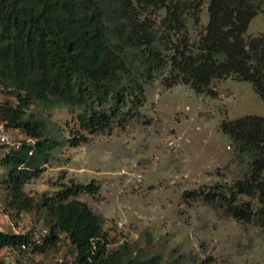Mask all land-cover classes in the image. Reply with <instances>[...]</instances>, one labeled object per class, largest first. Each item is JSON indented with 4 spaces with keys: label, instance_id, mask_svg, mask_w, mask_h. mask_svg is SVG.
Masks as SVG:
<instances>
[{
    "label": "trees",
    "instance_id": "1",
    "mask_svg": "<svg viewBox=\"0 0 264 264\" xmlns=\"http://www.w3.org/2000/svg\"><path fill=\"white\" fill-rule=\"evenodd\" d=\"M204 3L0 0V86L9 98L0 104V116L34 140L0 160V184L10 190L11 207L30 209L23 186L37 177L54 147L41 122L25 118L31 105L65 106L78 128L93 135L113 125L123 128L136 117L157 75H166V87L181 84L203 95L214 94V81L248 82L264 102V31L246 35L251 20L264 17V0H208V23L191 40L188 23L197 30ZM222 131L233 143L239 174L183 198L205 201L237 223L264 231V118L223 122ZM85 140L81 135L68 141L77 147ZM96 192L93 184L70 183L42 198L37 205L49 220V235L33 252L65 237L75 264H153L155 259L130 258L124 247L107 251L101 217L76 199ZM27 240L0 231V250L18 251Z\"/></svg>",
    "mask_w": 264,
    "mask_h": 264
},
{
    "label": "rangeland",
    "instance_id": "2",
    "mask_svg": "<svg viewBox=\"0 0 264 264\" xmlns=\"http://www.w3.org/2000/svg\"><path fill=\"white\" fill-rule=\"evenodd\" d=\"M207 1L197 30L188 23L191 40L208 23ZM263 31L260 13L246 35ZM165 76L157 75L145 88L136 117L106 133L81 131L65 106L36 104L26 109L25 118L41 122L54 147L37 177L23 186L29 210L11 207L10 190L0 184V231H10L6 217H31L38 227L49 228L38 202L70 183L93 184L95 194L81 193L76 199L101 217L110 242L107 251L124 247L130 258L155 259L153 264H264L263 230L237 223L205 201L183 198L239 174L222 123L245 116L264 118V102L248 82L214 81V94L203 95L181 84L166 87ZM8 100L0 92V104ZM81 135L86 140L70 146L68 140ZM72 250L65 237L43 252L4 248L0 264H55L58 256H71Z\"/></svg>",
    "mask_w": 264,
    "mask_h": 264
},
{
    "label": "built area",
    "instance_id": "3",
    "mask_svg": "<svg viewBox=\"0 0 264 264\" xmlns=\"http://www.w3.org/2000/svg\"><path fill=\"white\" fill-rule=\"evenodd\" d=\"M2 90L3 88L0 86V92ZM23 143L33 145L34 140L21 131L10 128L8 122L0 116V160L13 151H19ZM6 221L13 235L28 238L26 242L20 244L19 252L32 253L36 247L44 243L49 235L48 229L38 227L36 220L31 217H20L14 220L6 217ZM74 261L75 256H58L55 259V264H75Z\"/></svg>",
    "mask_w": 264,
    "mask_h": 264
}]
</instances>
